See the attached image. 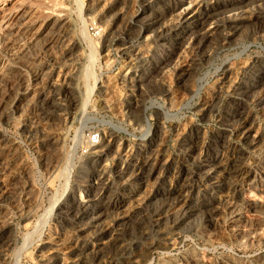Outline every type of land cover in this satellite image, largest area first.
I'll list each match as a JSON object with an SVG mask.
<instances>
[{"label":"rangeland","instance_id":"obj_1","mask_svg":"<svg viewBox=\"0 0 264 264\" xmlns=\"http://www.w3.org/2000/svg\"><path fill=\"white\" fill-rule=\"evenodd\" d=\"M211 7L252 27L184 88ZM261 23L264 0H0V264H264Z\"/></svg>","mask_w":264,"mask_h":264},{"label":"bare ground","instance_id":"obj_2","mask_svg":"<svg viewBox=\"0 0 264 264\" xmlns=\"http://www.w3.org/2000/svg\"><path fill=\"white\" fill-rule=\"evenodd\" d=\"M177 5V4H176ZM225 7H227V6H225ZM119 9V8H118ZM189 9V7L188 8H186V9H184L185 11H187ZM121 10V9H120ZM225 10V9H224ZM232 10V9H231ZM185 11H183L182 10V8H181V6L179 5L178 7L177 6H174L170 11H169V16H171V19L173 20V18H174V23H177V24H180V20H181V18H182V16H184L183 14H184V12ZM27 12V11H26ZM30 12V11H29ZM116 12V11H115ZM219 12V13H218ZM218 12H217V9L216 8H212L211 7V9L209 8L207 11H206V14H204L205 16H203V18H202V20H200L201 21V24H202V26H201V28L199 27V30L198 31H192L191 33H190V35H188V37L187 38H185V41L183 40V42L184 43H182V45H181V47L179 48L178 47V49L175 51V53H173L174 55L173 56H176V54H177V59L176 60H178V58H180L181 59V57L182 56H184V55H182V53L183 54H185L184 52L186 51V50H188L189 48H191V49H196V52H195V56L193 57L194 59H190L191 61H188L187 59V62H186V60H185V65L184 66H182V68H180V70H179V73H180V75H179V77L180 78H182L183 79V83H184V85H183V83H182V85L183 86H185L184 88H187V82L186 81H188V77L190 76V70L192 69V63H194L193 61H196L197 62V60L198 59H202L204 56H205V48H203V47H201V45L205 42V44H211V43H215L216 41H221V42H226V40L230 37H224L223 35H224V32L227 30V29H230L231 31H234V36L233 37H235L236 35H238L237 37V39H239L240 37H241V35L244 33H242V34H240V32H242V29H246V30H248V29H251V27L252 26H250L251 24L250 23H252L251 21L253 20V17L251 18V13H250V16H249V14L247 15V18H245V23L247 22L248 24H247V26H245L244 28H242V27H240V26H238V25H235V26H232V25H228V23L231 21V18H232V16L233 15H224V16H222V10L221 11H219L218 10ZM221 12V13H220ZM244 12H247L248 13V11L245 9L244 10ZM117 13V12H116ZM246 13V14H247ZM22 14V13H21ZM24 14V13H23ZM32 15V14H31ZM119 15V14H118ZM20 16V15H19ZM33 16H34V14H33ZM246 16V15H245ZM256 16V15H255ZM31 17V16H30ZM46 17H49V16H46ZM257 18H258V15L256 16ZM260 17V16H259ZM29 18V17H28ZM27 18V19H28ZM34 18V20H32V21H30L29 23H30V26H31V22H33V21H35L36 19H35V16L33 17ZM36 18H37V15H36ZM39 18V17H38ZM166 18V17H165ZM31 19V18H30ZM30 19H28V20H30ZM248 19V20H247ZM259 19V18H258ZM147 20V19H146ZM169 20V19H168ZM247 20V21H246ZM256 20V19H255ZM18 21V20H17ZM25 21V20H24ZM62 21H63V18H62V16L60 15H57V16H55V17H52V18H50V19H48L47 20V22L48 23H44L45 24V29L46 30H49V29H51V28H53L55 25H57V24H59V26H60V23H62ZM167 21V19L164 21V22H166ZM170 21V20H169ZM199 21V22H200ZM262 21V20H261ZM26 22V21H25ZM64 22V21H63ZM160 22V20H156V19H149L146 23V26H147V28H149V29H151V27H156V26H159L158 25V23ZM162 22V21H161ZM254 22V21H253ZM22 23V22H21ZM24 23V22H23ZM22 23V24H23ZM145 23V22H144ZM256 24H259L260 23V21H259V23H258V20L255 22ZM254 23V24H255ZM18 24V23H17ZM16 24V25H17ZM34 24H35V22H34ZM159 24H162V23H159ZM163 24H165V23H163ZM172 24V23H171ZM254 24H252V25H254ZM262 25H260V26H258V27H260V29H259V34H262V33H260V32H264V23H261ZM26 24H24V26H25ZM33 25V24H32ZM174 25V24H173ZM27 26V25H26ZM29 26V27H30ZM22 27V26H21ZM144 27V26H143ZM161 27V26H160ZM153 29V28H152ZM258 29H256L257 30V32H258ZM145 30H147V29H145ZM229 30V31H230ZM256 30H254V32H256ZM24 31V30H23ZM45 31V30H44ZM228 31V30H227ZM250 32H251V30H250ZM256 32V33H257ZM50 33V32H49ZM252 34V33H251ZM230 35V34H229ZM254 35V34H253ZM257 35V34H256ZM243 36V35H242ZM249 36V35H248ZM232 37V38H233ZM250 37V36H249ZM231 38V37H230ZM184 39V38H183ZM236 39V40H237ZM233 40V39H232ZM182 41V40H181ZM233 42H234V40H233ZM229 43V42H228ZM181 44V43H180ZM203 48V49H202ZM190 49V50H191ZM169 53V52H168ZM187 53V52H186ZM189 53V52H188ZM193 53V52H192ZM199 60V61H200ZM172 62V61H171ZM195 62V63H196ZM194 63V64H195ZM191 74H192V72H191ZM162 77V76H161ZM263 84V83H262ZM264 89V88H263ZM186 90V89H185ZM184 91V90H183ZM264 91V90H263ZM264 94V93H263ZM242 127H244V126H242ZM244 129V128H243ZM241 132H242V130H241ZM194 143V142H193ZM191 144V143H190ZM198 144V143H197ZM202 144V143H201ZM202 146V145H201ZM195 147H196V145H195ZM198 147V146H197ZM187 148V147H186ZM197 149V148H196ZM184 152V158L186 159H188V158H190V157H192V151H191V148L190 147H188V149H186L185 151H183ZM191 159V158H190ZM237 159V158H236ZM235 160V159H234ZM200 163V162H199ZM198 163V164H199ZM209 163V162H208ZM239 163V162H238ZM221 164V163H220ZM218 165H219V163H218ZM219 166H221V165H219ZM233 166V165H232ZM210 167V166H209ZM207 168V167H206ZM211 168V167H210ZM209 169V168H208ZM212 169V168H211ZM223 169V168H222ZM201 170V169H200ZM215 170V169H214ZM219 170V169H218ZM221 170V169H220ZM198 171V170H197ZM213 171V170H212ZM211 171V172H212ZM196 172V171H195ZM217 172V171H216ZM208 174V173H207ZM200 175V174H199ZM191 176V175H190ZM194 176V175H193ZM212 176V175H211ZM187 177V176H186ZM188 177H189V175H188ZM197 178V177H196ZM240 178V177H239ZM187 180V179H186ZM189 181V180H188ZM185 183V182H184ZM187 183H189V182H187ZM192 183V182H191ZM189 185V184H188ZM186 186V185H185ZM185 188V187H184ZM179 192V191H178ZM181 194V193H180ZM185 195V194H184ZM182 201V200H181ZM77 205V204H76ZM79 205V204H78ZM257 206V205H256ZM85 207V206H84ZM263 209H264V206H263ZM261 212V211H260ZM86 213V212H85ZM129 217V216H128ZM129 219V218H128ZM117 221V220H116ZM155 221V220H154ZM116 224V223H115ZM118 225H119V223H118ZM117 225V226H118ZM213 225V224H212ZM216 225V224H215ZM116 226V225H115ZM214 226V225H213ZM112 227V226H111ZM114 228V227H113ZM6 229V228H5ZM116 229H117V227H116ZM216 229V228H215ZM236 229V228H235ZM218 230V229H217ZM254 230V229H253ZM215 235V234H214ZM235 237V236H234ZM235 240V239H234ZM109 241V240H108ZM237 241V240H236ZM241 241V240H240ZM254 242V241H253ZM146 254V253H145ZM205 260V259H204ZM197 264H199L198 262H197ZM220 264V263H219Z\"/></svg>","mask_w":264,"mask_h":264}]
</instances>
